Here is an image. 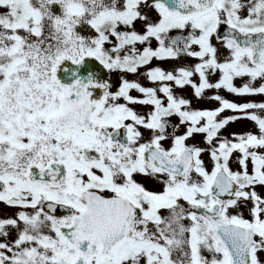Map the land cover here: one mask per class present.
Here are the masks:
<instances>
[{
	"label": "snow or ice",
	"instance_id": "snow-or-ice-1",
	"mask_svg": "<svg viewBox=\"0 0 264 264\" xmlns=\"http://www.w3.org/2000/svg\"><path fill=\"white\" fill-rule=\"evenodd\" d=\"M0 204V264H264V0H0Z\"/></svg>",
	"mask_w": 264,
	"mask_h": 264
},
{
	"label": "flooded vegetation",
	"instance_id": "flooded-vegetation-1",
	"mask_svg": "<svg viewBox=\"0 0 264 264\" xmlns=\"http://www.w3.org/2000/svg\"><path fill=\"white\" fill-rule=\"evenodd\" d=\"M165 66H167V65H165ZM119 75H120L119 73L114 74V76H113V81L114 82L116 81V79L118 78ZM237 83H240V81H237ZM225 95H227V94L225 93ZM228 98H230V96ZM250 99L260 100L261 97H258V96L257 97H251ZM203 106H211V105H206L205 104ZM245 123L247 125V130L249 128H251V124L249 122L245 121ZM227 131H230V127H229V129H227ZM148 186L152 187L153 185L151 183H148ZM4 208H5V206L3 204H0V210H4Z\"/></svg>",
	"mask_w": 264,
	"mask_h": 264
},
{
	"label": "rangeland",
	"instance_id": "rangeland-1",
	"mask_svg": "<svg viewBox=\"0 0 264 264\" xmlns=\"http://www.w3.org/2000/svg\"><path fill=\"white\" fill-rule=\"evenodd\" d=\"M230 99H235V97L230 96ZM247 130V125L244 121H238L230 126V131H244Z\"/></svg>",
	"mask_w": 264,
	"mask_h": 264
}]
</instances>
